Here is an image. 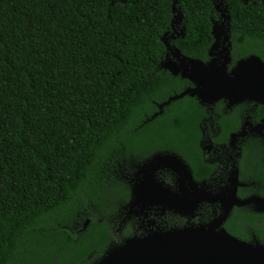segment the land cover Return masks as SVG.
I'll return each mask as SVG.
<instances>
[{"label":"trees","instance_id":"1","mask_svg":"<svg viewBox=\"0 0 264 264\" xmlns=\"http://www.w3.org/2000/svg\"><path fill=\"white\" fill-rule=\"evenodd\" d=\"M172 3L0 0V264L97 262L113 237L103 174L113 151L123 145L136 157L166 149L171 127L177 138L193 137L203 111L195 98L174 101L152 119L190 86L159 69ZM225 4L232 65L253 55L264 61V0ZM180 6L185 37L172 45L208 61L212 0ZM248 218L255 240L241 228L231 233L264 243V217Z\"/></svg>","mask_w":264,"mask_h":264},{"label":"flooded vegetation","instance_id":"2","mask_svg":"<svg viewBox=\"0 0 264 264\" xmlns=\"http://www.w3.org/2000/svg\"><path fill=\"white\" fill-rule=\"evenodd\" d=\"M175 26L179 32L182 25ZM174 30L170 25L171 45ZM166 64L170 66V61ZM191 87L190 83L187 88ZM202 107L193 137L177 138L171 127L166 149H145L136 157L127 156L123 145L113 151L103 169L111 186L106 192L107 207L114 213L106 222L113 237L99 259L132 238L207 226L229 207L221 228L235 238L230 230L241 228L243 236L256 239L248 216L264 217V213L256 212L254 204H233L234 200L264 199V105L245 102L229 108L227 102L220 101ZM156 155H165L168 160L153 162ZM90 223L87 220L82 230Z\"/></svg>","mask_w":264,"mask_h":264},{"label":"water","instance_id":"3","mask_svg":"<svg viewBox=\"0 0 264 264\" xmlns=\"http://www.w3.org/2000/svg\"><path fill=\"white\" fill-rule=\"evenodd\" d=\"M242 1L247 3L246 0ZM212 2L218 18L211 20L213 44L208 52V62L183 55L168 42L169 33L162 37L166 55L159 69L175 77L180 76L193 87L159 105V113L152 119L162 114L165 106L187 96L207 107L220 101L227 102L229 108L245 102L264 105V61L253 55L232 65L231 18L225 0ZM172 13V30L175 25L182 27L179 32L175 29L170 38H184V15L180 0H173ZM167 61H170V66L166 64ZM167 158L156 155L153 162L167 161ZM249 204L256 206V212L264 213V199L257 197L246 201L234 200L233 205L241 207ZM230 210L231 207L207 226L173 229L129 239L110 249L93 264H264V243L240 241L221 228Z\"/></svg>","mask_w":264,"mask_h":264}]
</instances>
